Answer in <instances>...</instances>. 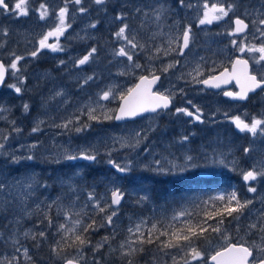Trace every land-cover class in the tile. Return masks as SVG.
I'll return each instance as SVG.
<instances>
[{"label": "rangeland", "instance_id": "obj_1", "mask_svg": "<svg viewBox=\"0 0 264 264\" xmlns=\"http://www.w3.org/2000/svg\"><path fill=\"white\" fill-rule=\"evenodd\" d=\"M226 2L106 0L105 4L97 5L94 0H81L77 5L74 0H42L33 3V7L29 2L28 16L17 18L0 13V60L8 67L14 59L13 53L23 57L18 63L19 71L13 74L8 68L7 81L0 92V109H4L0 111V144L4 145L0 148V184L5 186L0 193L2 243L19 248L26 261V247L21 245L33 239L25 237L24 233L43 231L44 239L36 236L42 248L39 255L44 253L45 243V249H51V256L61 259V251L75 247L72 233L58 232L59 225L72 228L73 222L80 219L82 225L76 230L82 231L83 226L95 220V230L89 228L83 233L90 243L68 252L67 258L77 257L79 264H129V259L138 251L124 255L128 248L120 246L130 238L136 240L139 234L132 235L128 229L140 224L146 237L155 223L157 231L153 233L151 246H147L150 250L131 264H186V261L209 264L211 256L229 244H245L253 249L252 259L264 258V251L256 247L264 244V232L250 228L251 224L264 219V176L258 175L249 184L243 182L245 172L264 170V131L261 130L264 125L252 134L238 132L232 123V118L237 116L246 123L253 118L264 120V96L255 97L251 101L252 108L248 109L242 103L232 104L223 97V91L206 90L201 82L234 62L233 49L225 41L227 37L218 38L225 33L226 26L217 30L218 20L215 19L210 24L199 23L207 10L205 4L211 8L213 4L226 6ZM41 3L48 9L45 19L39 16ZM65 6L68 9L65 30L46 42L55 44L59 50L41 49L40 39L58 25L59 9ZM81 7L86 11L81 13ZM119 15L125 19H116ZM124 23L128 25L126 35L135 37L139 47L133 49L127 41L117 37ZM92 24L96 27H91ZM188 28L191 29L189 47L180 55V38ZM121 47L132 54L131 61L117 55ZM92 49L96 51L89 61L79 65L78 61ZM34 51L37 52L35 57L31 55ZM137 64L140 67L137 68ZM258 70L262 75L256 76H264V65ZM153 74L161 76L154 91L168 96L172 106L117 124L114 116L120 96L127 95L141 77L151 78ZM9 84H17L21 93L17 94L7 86ZM109 89L112 94L103 101L101 96ZM178 108L194 115L199 109L203 122L178 113ZM91 110L95 119L89 118ZM69 120L72 123L63 127ZM33 128L38 130L34 132ZM77 128L81 131H76ZM81 152L96 155V160L64 159L65 154ZM29 155L33 156L32 160L26 159ZM187 156L192 157L193 166L181 175H163L153 170L157 160L162 166L170 167L169 162L183 165ZM14 158H19L18 162H14ZM110 161L130 171L117 172ZM88 165L97 170H86ZM50 166L53 169L47 171ZM205 177L224 181L221 186L218 181V185H213V181L207 185L203 181ZM198 178L194 189L177 191L178 194L171 196L172 202H165L167 196L163 189L171 193L174 192L171 189L178 186L172 183ZM250 186L256 191L249 192ZM117 189L124 195V203L114 209L110 206L111 193ZM233 192L241 202L250 200L251 203L242 213L218 215L215 220L207 221L213 226L221 219L223 223L219 225V232L209 227L207 233L191 241L201 258L193 260L187 245L184 251L164 248L155 239L159 230L169 223L183 227L186 220L195 223L204 219L205 212L223 208ZM89 194L96 198L95 202L89 200ZM218 196L225 200L215 199ZM95 203L105 211L100 212ZM232 203L235 205V201ZM113 210L116 216L108 224L106 218ZM181 212L191 215L180 216ZM69 213L80 215L72 214L66 220ZM174 216L177 219H173ZM105 237L108 242L97 247ZM57 241L60 246L53 251ZM142 245L138 243L133 247ZM41 264H54V260L48 262L42 256Z\"/></svg>", "mask_w": 264, "mask_h": 264}, {"label": "snow or ice", "instance_id": "obj_2", "mask_svg": "<svg viewBox=\"0 0 264 264\" xmlns=\"http://www.w3.org/2000/svg\"><path fill=\"white\" fill-rule=\"evenodd\" d=\"M75 4L80 5L81 0H74ZM94 2L97 5H103L106 3V0H94ZM182 2V0H181ZM29 0H17L14 5H9L7 0H0V11H2L5 14L9 15H16L17 18L19 16H28L29 15ZM205 9H207L204 14L203 18L200 19L199 23L201 25L203 24H210L212 20H220L223 17L227 16L230 11H232V5H229L227 8L224 6H218L216 4H213L211 8L207 4L204 5ZM39 16L40 19H45L46 16L48 15V9L45 4L41 3L39 6ZM68 9L67 7H62L59 9L58 12V20L59 23L54 27L53 30L49 31L43 38L40 39L39 45L40 48H51L52 51H58L59 49L55 44H48L46 43L49 39V37L52 36H58L63 33L65 30V16L67 13ZM81 13L85 12L86 9L81 7L79 9ZM162 11V9H161ZM218 14V15H217ZM157 20H159L160 16L157 15ZM116 19L123 21L125 17L123 15H119L116 17ZM259 23L261 25H264V19H260ZM235 24H236V29L235 33L242 32L244 29L248 27L247 24L244 23L243 20L240 18L235 19ZM91 27L95 28L96 25L92 24ZM128 28V25L124 23L120 28L119 31L116 33L117 37L124 39L127 41V43L133 48L139 47V45L135 42V37L129 38L126 35V30ZM258 32H260L261 37H264V30L258 28ZM190 32L191 29L188 28L186 29L182 37V44L180 45V50L179 54L183 55V50L189 47L190 43ZM232 33V34H235ZM7 35V32L4 33ZM233 44H236V41H233ZM96 50L92 49V52H90L88 55H85L83 58H81L78 61L79 65H84L87 63L92 55ZM241 51H244L243 48H241ZM247 51L253 52V53H259V59L257 60V63L260 61H264V44H262L259 47H256L255 45H252L247 48ZM14 59L10 63L8 67H6L3 63H0V84H3L5 80V76L8 73V68L10 67L13 70V74L16 71H19L18 69V63L23 57L16 56L15 53L12 54ZM31 55L35 57L37 55V52H32ZM118 56H126L129 61L133 59L132 54L126 51L124 47H121L117 53ZM136 67H140V65H136ZM164 71H167V68L164 69ZM223 76V81L222 82H227L229 79H236L238 84H241V92L234 94L232 92H224L225 96L231 97L233 99H239V100H244L247 97V93L249 91H253L256 88H261L264 87V78L258 80L256 75H250L248 72V62L246 60H236L235 63L233 64L232 71L229 73L227 70L222 74ZM88 79H91L89 77ZM159 79V76H155L153 74V78L150 80L148 77H141L140 84L136 86L135 89H129L127 95H121L120 100L122 101L121 106L119 107V114L116 115L114 118L116 120L123 119L126 116H135L140 112L143 111H152L155 112L158 108H168L169 106V97L166 95L162 94H154L151 91V85L155 83L156 80ZM213 80L216 81V83H213ZM243 80V83L241 81ZM23 81L21 80V83ZM203 84L210 86V87H219V82H221V77H213L212 79H205L201 81ZM87 83V81H85ZM9 88L14 89V91L17 94L21 93V87H19L17 84H9L7 85ZM112 94V89H109L108 91H105L101 99L103 100H108L110 95ZM57 95H60V93H57ZM4 109H0V111H3ZM24 110H28V105H24ZM92 111L89 112V118L90 119H95L96 117L92 116ZM176 111L183 112L185 115L194 117L195 120H199L201 123L203 122L200 120V112L199 109L196 110V114L194 115L193 112L188 111L187 109L184 108H178ZM110 119L111 117H106ZM72 123L71 120L67 121L63 125V127H67L68 124ZM232 123L236 126V128L241 131V132H249L252 134H256L257 129L259 126L264 125V120L261 119H256L253 118L250 123L244 122L239 116L232 118ZM84 127H87L85 125ZM38 128H33V131H37ZM264 131V129H261ZM76 131H81L80 128H77ZM188 137L185 136L183 137V140H187ZM4 145L0 144V148H3ZM248 149H245V152H247ZM19 158H14V162H18ZM28 160H32L33 156L29 155L26 157ZM64 159L67 161H75V160H85V161H95L96 160V155L94 154H88L86 152H81L79 154H65ZM192 157L187 156L185 158V163L183 165H177L174 162H169L170 167H164L161 165V162L159 160L155 161L156 167L153 169L156 171L158 174H163V175H181L184 172H186L190 167L193 165L191 164ZM113 163V167L116 168L117 172L120 173H126L130 171L129 168L126 167H121L120 165ZM264 176V170L257 172L255 169L249 170L243 174V180L244 181H254L257 179V176ZM29 188L32 187V184L28 185ZM5 186L3 184H0V193H3ZM249 192H255L256 189L255 187H248ZM89 200H92L95 202L96 198L92 195L89 194ZM122 199V193L120 192L119 189L112 191L111 193V201H110V206L111 205H119L120 201ZM215 199L218 200H225V197L223 196H218L215 197ZM233 201H235V205H233ZM251 203L250 200L241 202L237 196L236 193L233 192L228 198H227V204L221 209H218L216 211H213L211 213L205 212L204 219L203 220H198L195 223L192 220H186L184 222L183 227H179L176 225H173L171 223L167 224L165 227L159 230L158 235L155 236L156 240H159L160 244L164 248H177L181 251L185 250V246L187 245V251L188 254L191 255L193 260L201 258V253L195 248L192 247L191 241L194 238H197L198 236H202L205 232L208 231L209 227L211 228L212 231L214 232H219L220 228L219 225L223 223V220L217 221V224L215 226L209 225L207 221L209 219L215 220L218 215H224L227 214L229 216L232 215L233 212H241L242 210L247 207ZM95 207L99 208L100 212H104L105 208L101 206L99 203L94 204ZM76 215L79 216V213H69L66 214L65 219H69L70 215ZM184 215H191L187 214L184 212L180 213V216ZM116 216V211L113 210L111 214H109L106 218V221L108 224L112 223L113 217ZM48 219V217H46ZM173 219H177V217H173ZM236 219H239L237 216ZM51 220L49 219V225H51ZM82 225V221L80 219H77L73 222V227L68 228L66 224H60L57 231L62 233V232H71L73 236V243L78 244L80 246H84L87 243H90L83 233L88 232L89 228H93L95 225V220H92V222L86 226H83L82 231H77V227ZM250 228L252 229H258L261 232H264V219L261 221H258L257 223H253L250 225ZM93 230H95L93 228ZM128 231L132 235H138L136 240H132L131 238L125 243L121 244V249H124L125 247L128 248V252L123 253L124 255H131L134 252L141 251L142 249L135 248L133 247L134 244H143L145 242L147 243H152L153 242V233L157 231V224L153 223L147 233V236L145 237V234L141 232V225L137 224L135 228H129ZM25 237L31 236L32 239H36V236L38 235L41 239H44L46 237L45 232L40 231L39 233L33 234L30 232H25L24 233ZM160 237H165L166 239L160 240ZM62 239H66V237H62ZM227 239V237H225ZM262 240H264V237H262ZM108 242V237H105L102 244L97 245V247L103 246V243ZM60 246V242L57 241V245L55 248H53V251H57V249ZM258 250L264 251V244L256 246ZM17 251H20L18 248ZM24 255L27 256V249H24ZM253 257V249H250L248 246L245 244H229L228 247L224 248L223 250L217 251L214 255L211 256V260L213 261V264H264V258L261 259H250ZM14 259H18L15 258ZM175 259V257H174ZM8 264H11V261L8 262ZM64 264H79V259L77 257H70V258H65ZM129 264H131V261H129ZM186 264H190L189 261H186Z\"/></svg>", "mask_w": 264, "mask_h": 264}, {"label": "flooded vegetation", "instance_id": "obj_3", "mask_svg": "<svg viewBox=\"0 0 264 264\" xmlns=\"http://www.w3.org/2000/svg\"><path fill=\"white\" fill-rule=\"evenodd\" d=\"M41 1L42 0H29L30 7H33L32 6L33 3H39ZM7 2L11 6V5H14L15 2H17V0H7ZM114 3H117V2H114ZM225 4H226V6H224V7H226V8L229 5H232L233 7H232V11H230L227 16H225L222 19L217 21V26H219L218 28L216 27L217 30H220V27H222L223 25L226 26L225 33L218 35V38L223 37V36L227 37V39H225V41H226V43L229 44L228 47L233 49V52H232L233 61L238 60V59L246 60L248 62L250 75H262V74H259L260 71L258 69L262 68V66L264 65V61H260L257 64V60H258L260 54L249 52V51H247V48L252 46V45L259 47L262 44H264V37H261L260 32L257 31L258 28L264 30V25H261L259 23L260 19H264V0H227V2ZM35 12H37V11H35ZM0 13H3V12L0 11ZM236 18H240L241 20L244 21L245 24L248 25V27L246 29H244L242 32H239V33H235V29L237 27L235 24ZM11 22H14V21H11ZM100 32H98V33H100ZM232 33H235V34H232ZM233 41H236L235 45L233 44ZM241 48H243L244 51H241ZM253 55H254V58H253ZM231 67H232V65H230L229 68H226L224 70L229 71L231 69ZM224 70H222V71H224ZM222 71H220V72H222ZM220 72L213 74V75H218ZM157 76H159V75H157ZM143 77H146V76H143ZM256 77L258 80L264 78V76H261V77L256 76ZM152 78L153 77H151V79ZM208 79H210V78H208ZM160 80H161V76H159V79L157 81V85L155 86V88L159 85ZM202 85H203V83H202ZM230 88L234 91L230 90ZM206 90H210V89H206ZM212 91H214V92L223 91V97L226 98L224 96V92H226V91L227 92H235L236 89H235V85L231 84L228 88L220 89L217 91L212 90ZM153 93L157 94L155 91H153ZM257 96L258 97L264 96V87L261 90H259L258 92H256L254 95H250L246 99V101H244V102H234L233 100H231L229 98H226V99L231 101L232 104L242 103V105H244V107L251 109L252 108V102L251 101ZM169 100H170V102H169L168 108H166V109L161 108L155 112L147 113L145 115L156 114L159 111L168 110L172 106V100L171 99H169ZM145 115H142L138 118L144 117Z\"/></svg>", "mask_w": 264, "mask_h": 264}, {"label": "trees", "instance_id": "obj_4", "mask_svg": "<svg viewBox=\"0 0 264 264\" xmlns=\"http://www.w3.org/2000/svg\"><path fill=\"white\" fill-rule=\"evenodd\" d=\"M47 63H50L49 61H47ZM7 100H10V97H8ZM69 168V167H68ZM53 167H48L46 170H52ZM86 170H94L96 171L97 170V167L94 168L92 165H88ZM206 181V184L209 185L212 182L213 185H218L217 184V181L219 182L220 186L222 185L221 182L224 181V179H218V178H209V177H205L203 178ZM199 182V178L196 179V180H191V179H187L185 180L184 182H178L177 183H172L173 185H178L177 187L171 189L173 190L174 192H171L169 193L166 189H163V192H165L166 197L165 198V202H172L171 200V196H175V194L177 193V191H181V190H190V189H194V184H197ZM236 188V191L239 192V189H237V186L235 187ZM178 194V193H177ZM170 201V202H169ZM35 220V219H33ZM210 229H208L209 231ZM207 231V232H208ZM206 232V233H207ZM152 243H143V245L139 248V249H142L141 251H138V254L132 258H130L129 260H131L132 263L134 262H137L138 260H141V257L144 256L149 250L150 248H147V246ZM21 246L23 247H26L27 249V259L26 261L24 260L23 256H22V253L23 251H17L15 248H11V245L9 243H2V240L0 241V258H3L2 260L0 259V264H8L9 261H11L12 259L15 258H18V259H14L15 261H11V263L13 264H41L42 262V256H45V259H47V261H51V260H54V264H61V262L63 261V259L67 258V254L68 252H71V251H76V250H79L78 247L79 245L77 244H73V246L75 248H72V247H66L62 252V257L61 259H57L53 256H51V249L48 248V249H45L46 247V244L44 243L43 244V254L42 255H39V251L41 250L42 251V248H41V245H39L37 243V238L30 242L26 241L24 242ZM77 247V248H76ZM16 250V251H15ZM148 250V251H147Z\"/></svg>", "mask_w": 264, "mask_h": 264}, {"label": "water", "instance_id": "obj_5", "mask_svg": "<svg viewBox=\"0 0 264 264\" xmlns=\"http://www.w3.org/2000/svg\"><path fill=\"white\" fill-rule=\"evenodd\" d=\"M185 51V49L183 50V52ZM0 63H3L2 61H0ZM235 63V62H234ZM233 63V64H234ZM233 67V66H232ZM232 71V70H231ZM225 72V70L223 71V72H221L220 74H218V75H216L215 77H221V82H219V87H210V86H207V85H205V84H203V86L206 88V89H212V90H215V91H217V90H220V89H224V88H228L232 83H234L235 84V86H236V88H237V90H238V92L237 93H240L241 92V84H238L237 83V81H236V79H229L226 83L225 82H222L223 81V76H222V74ZM248 72H249V66H248ZM229 73H231V72H229ZM7 76V75H6ZM6 76H5V80H4V82H3V84H0V90L2 89V87H3V85H4V83H5V81H6ZM210 79H212V78H210ZM140 80L141 79H139L138 80V82H137V84L135 85V87L133 88V89H135L136 88V86L138 85V84H140ZM151 80V79H150ZM157 81L158 80H156L155 81V83H153L152 85H151V91H153V89L155 88V86L157 85ZM213 83H216V81H214L213 80ZM241 83H243V80L241 81ZM263 87H261V88H256L255 90H253V91H249L248 93H247V97H248V95L249 94H254V93H256V92H258L259 90H261ZM237 93H234V94H237ZM225 96V95H224ZM225 97H227V98H229V99H231V100H233V101H246V99H247V97H246V99H244V100H239V99H233V98H231V97H228V96H225ZM103 101H106V100H103ZM121 103H122V101H121ZM121 103H120V105H119V107L121 106ZM119 107H118V109H117V112H116V114H115V116L116 115H118L119 114ZM169 107V106H168ZM159 109H161V108H158L157 110H159ZM156 110V111H157ZM147 113H152V111H143V112H140V113H138L137 115H135V116H126V117H124L123 119H120V120H116L115 118H114V120H115V122L116 123H122V122H126V121H131V120H134L135 118H138V117H140V116H142V115H145V114H147ZM237 129V128H236ZM238 130V129H237ZM239 131V130H238ZM251 181H244V183H246V184H248V183H250ZM123 201H124V195H122V199H121V201H120V204L119 205H111L114 209H117V208H119L120 207V205L121 204H123ZM251 259V258H250ZM209 263L210 264H213V261L210 259V261H209Z\"/></svg>", "mask_w": 264, "mask_h": 264}, {"label": "bare ground", "instance_id": "obj_6", "mask_svg": "<svg viewBox=\"0 0 264 264\" xmlns=\"http://www.w3.org/2000/svg\"><path fill=\"white\" fill-rule=\"evenodd\" d=\"M210 1V0H209ZM95 5V4H94ZM119 5V4H118ZM206 59V58H205ZM32 127V126H31ZM226 151V150H225ZM48 171V170H47ZM195 174V173H194ZM188 178V177H187ZM185 179V178H184ZM153 181V180H152ZM213 188V187H212ZM170 202V201H169Z\"/></svg>", "mask_w": 264, "mask_h": 264}]
</instances>
